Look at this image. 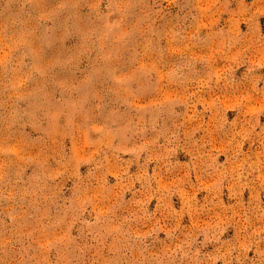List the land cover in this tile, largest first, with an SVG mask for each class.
Wrapping results in <instances>:
<instances>
[{
  "label": "rangeland",
  "instance_id": "374dc122",
  "mask_svg": "<svg viewBox=\"0 0 264 264\" xmlns=\"http://www.w3.org/2000/svg\"><path fill=\"white\" fill-rule=\"evenodd\" d=\"M0 264H264V0H0Z\"/></svg>",
  "mask_w": 264,
  "mask_h": 264
}]
</instances>
